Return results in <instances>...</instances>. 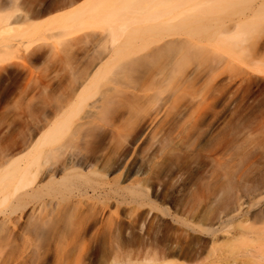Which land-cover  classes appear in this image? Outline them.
I'll use <instances>...</instances> for the list:
<instances>
[{
    "label": "rangeland",
    "instance_id": "rangeland-1",
    "mask_svg": "<svg viewBox=\"0 0 264 264\" xmlns=\"http://www.w3.org/2000/svg\"><path fill=\"white\" fill-rule=\"evenodd\" d=\"M70 1L9 0L8 2V0H2L0 4V10L4 11V13L0 11V16L10 14L15 18L19 14L24 17L26 11L31 14L43 13L56 4L63 8H61L62 11L59 10V13L53 11L39 17H32L34 23L28 21L31 24L27 21H25L26 24L24 21L19 22L20 26L13 24V31L18 29L14 32L16 34H20L27 26L38 27L40 34L35 38L38 41L34 40L36 42L32 41L26 44H29L28 46L22 47V49L25 47L29 49L25 48L22 51L20 48L21 50L18 51L19 48H12L13 50L9 49L8 53L7 50L0 49L5 51L0 52V156L3 159L22 145V140L18 138L24 137V134H28L32 129L37 130V127L45 125L51 119L53 121L54 116L58 118L67 110V104L72 97L70 89L68 90L72 83L71 76L74 75L72 73L76 71L79 74L85 69L87 65L84 60L86 59L84 51L87 48L94 50L95 47L92 46H95L96 42L92 43V40L95 39L94 36L103 32L101 27L78 28L79 31L72 29L62 35L59 30L49 31L53 20L62 12L65 13L87 0H72L71 7L68 5ZM259 2L260 0H256L252 9L257 8ZM7 8L10 9L7 10ZM247 19L255 20L256 18H252L251 11H245L243 15L222 16L219 32L214 38L217 43L207 37L185 35L173 37L186 41V48L179 51L176 56L180 59L186 53V59L182 68L175 69L172 73L170 81H153V74L160 71L154 68L151 73L143 77L135 75V79L130 78L131 82L127 75H120L117 79L119 84L126 85L129 82V85H132L130 83L135 82L132 88L114 84L115 81L108 83V80L114 79L115 65L108 71L106 80L102 81L101 86L115 87L118 91H122L121 95L127 96L126 98L135 96V99L123 100L124 103L122 97L114 99V107L116 106L120 114L116 122L118 136L115 135L113 139L117 145L111 142L114 145L107 146L105 155L111 159L110 163L117 158L118 160L120 158L123 163L121 162L117 171L108 173V179L111 182L101 186L94 185L95 192L87 184L85 196H89L92 202L89 203L88 198L82 201L84 206L88 203L86 205L89 207L92 205L93 209V216L88 218L92 225V231L86 237L88 251H94L99 245L97 241L104 239L105 251L100 259H104L106 263L109 264L113 260L116 253L114 250L119 247L124 262L128 260L135 263L144 262L150 258L155 262L157 260L156 263L170 261L178 264H204L203 257L206 254L201 250H204L208 243L210 245L214 238L218 239L217 244H219L222 240H227L226 236L234 235L239 230L238 226L242 225L244 214L253 212L264 204V193L261 191L250 195L252 198L245 192L243 194L242 189L240 191V187L248 186L264 175V20L257 21L254 29L235 35L239 29L237 26ZM176 21L177 19L174 20ZM14 33L11 35L14 36ZM56 33L60 35L57 37ZM85 34H91L90 40L84 38ZM48 36L54 37H49L50 40H48ZM164 40L149 42L144 48L145 51L160 46ZM84 41H91L92 45L89 42L83 45ZM12 44H15L14 41ZM107 46L113 47L111 44ZM21 51L25 52L27 57ZM68 63L73 64L71 65L73 69L66 67L69 66ZM63 67H66V71L61 73ZM68 68L72 70L71 73L67 71ZM135 85L136 87L139 85L138 90L133 89ZM43 89L46 94L43 93ZM58 93L61 94L58 95ZM159 108L163 110L162 113L164 112L160 126L157 129L142 128L144 119L151 111ZM30 113L32 116L29 115ZM56 113H59L58 116ZM36 117L37 119L34 120ZM188 127L190 128L187 129ZM118 138L120 139L117 140ZM123 140L125 145L122 143ZM210 157L211 160L207 159ZM211 161L216 163L215 166L218 168L214 167ZM94 177L90 176L91 181L93 179L95 181L96 177ZM228 182L232 184V189L235 188L232 192L237 194L233 202L236 206L232 203L223 211L218 204V198L220 200L221 197L219 191H222L219 187ZM217 191L220 193L217 195L218 198ZM239 198L241 205L240 202L237 205ZM211 204L215 206L211 207ZM216 206L218 207L215 209ZM209 207L213 209L208 210ZM206 212H209L207 218L211 221L203 217ZM220 213L221 216H219ZM223 231H228L230 234ZM186 235L197 239L195 250L199 253H196L194 258L199 256L198 260L186 261ZM222 252V250L219 251V253ZM219 253H214L213 258L219 256ZM155 262L149 261L151 264H156Z\"/></svg>",
    "mask_w": 264,
    "mask_h": 264
},
{
    "label": "bare ground",
    "instance_id": "bare-ground-1",
    "mask_svg": "<svg viewBox=\"0 0 264 264\" xmlns=\"http://www.w3.org/2000/svg\"><path fill=\"white\" fill-rule=\"evenodd\" d=\"M71 1L68 4L70 7L72 6ZM255 1L256 0H87L77 7H72L65 13L62 12L56 19L54 17L53 19L55 20L52 19L54 21L52 26L49 21L52 28L48 30H59L61 35L63 33L66 34L67 31L72 29L77 30L78 28L87 29L101 27L103 32L98 36H94V40L91 38L93 41L92 43L95 41L96 45L92 46L95 47L94 50L92 49L91 51L87 48L84 51L86 59L80 56L82 59L86 60L87 66L85 69L83 68L84 70L79 74H77L76 71L72 73L74 75L71 76V87L69 86L70 88H68L72 93V97L69 104H67L68 108L65 106L67 110L64 112H62V110V114L60 113L61 115L59 116V113H56L58 118L54 116L53 121L51 118L45 116L49 120L51 119V121H48V119V122L46 121L47 123L43 121L45 125L41 127H37L39 126L37 125V130L30 129L31 131L28 133V128L25 127L27 128L25 129L27 130L26 133H28L26 134L27 137H25V134L22 138H18L19 136H17L18 140H22V145L20 147L16 146L17 148L15 149L13 148L14 151L9 154L10 156L7 154L8 157L4 159L0 156V264H108L104 259H100V256L105 251L106 241L104 239L97 241L99 245L94 251H88L86 237L92 231L91 221L88 218L91 217V215L93 216V209L91 204L90 207L86 205L88 203L85 204V207L83 200H87L89 197L85 196L87 194L85 193L88 187L87 184L89 188L90 186L93 188L94 185H105L106 182L108 183L110 181L108 179V173L117 171L123 163L120 158L110 163L111 161L109 162V160L111 159H108L105 155L107 146L116 143L113 139L118 131V129L116 131V122L120 114L116 106L114 107V99L122 97V102L124 103L125 100L129 101L132 100V98L135 99V96L131 95V98H126L127 96L124 97L121 95L123 92L118 91L115 87L112 88L107 85L101 86L102 81L106 80L108 71L114 65L116 67V71L113 73L114 79L108 80V83L115 81L114 84H119L120 82L117 79L120 75H127V77H129L128 80H130V78L135 79V75L137 77H143L149 72L151 73L154 68L160 71L153 74V81H168L175 69L182 68L185 62L184 60L186 59V53H184L180 59L176 57L179 51L186 48V41L174 39L173 37L180 35L199 38L207 37L215 41L214 38L219 32L222 16H232L235 14L243 15L245 11H251L252 18L255 17L256 19H247L242 22L240 26H237L239 29L235 35L238 36L240 33L248 32L257 26V21L264 20V0H260L259 4H257V8L252 9ZM0 4H2V0H0ZM58 5L56 4V6L46 9L43 13L31 14L28 11H26V13L23 11V13H25L24 17H21L22 15L20 14L16 15V18L13 17L14 15L10 14L0 16V43L2 45L0 49L7 50V53L9 49L12 51V48H19L18 51H20L27 43L38 41L35 39L37 35L40 34L37 30L38 27H34V25L33 27H31L32 25L30 27L27 26L28 28L26 27L20 34H16L14 32L18 29H14L15 31H13V24L15 23V25L20 26L21 24L19 22L21 21H27L28 24H31V21L34 23L32 17H39L53 11H58L57 13H59L62 7ZM9 9L7 8V10ZM4 10H6V8ZM0 11L4 13L2 9ZM11 18H13L12 21ZM176 19L177 21L174 22ZM12 32L15 34L14 36L11 35L13 34ZM60 34H57V37ZM90 35L91 34H85L84 38L88 40L92 37ZM49 37L51 36H48V40H50ZM121 38L123 39L121 40ZM161 40L164 41L160 46L145 51L146 49L144 48L149 42H159ZM13 41L15 44H12ZM86 42L87 41H84V44H82L85 45ZM92 43L90 44L92 45ZM116 43L117 45H115ZM108 44H111L113 47L109 48L107 46ZM96 46H98V48ZM41 47L42 46H40V48ZM70 47L72 50V45ZM25 48L29 49V47ZM25 48H23L22 51H24ZM0 52L4 53L5 51ZM20 56L22 57V55ZM25 57L27 56L25 55ZM66 59L69 60L68 58ZM63 64L65 65V63ZM75 64L77 63L75 62ZM68 65L69 66L66 67L73 69L71 67L73 64L68 63ZM65 68L63 67L61 71L58 68L57 70L63 73L64 70L66 71ZM70 68H68V72ZM126 82L127 81H125V83ZM133 83L135 84V82ZM133 83L130 84L133 85ZM119 85L122 87L127 85V88L129 86L132 88L129 82L126 85ZM138 87L135 85L133 89L137 88L138 90ZM43 93L46 94V91L44 90ZM59 94L61 93H58V95ZM96 95H98L97 98ZM65 98H67V96ZM65 98L62 97V99ZM62 105L63 104H61V106ZM159 106H157V108ZM63 108L64 107H62V109ZM162 111L161 108L155 109L153 112L151 111L144 119L145 122L143 121L142 128L148 127L149 129H157L164 116V112L162 113ZM29 115H31V113ZM35 119H37V117L34 118V120ZM36 122H38V120ZM189 128L190 127L187 129ZM22 131L24 132V130ZM187 131L188 130H186V132ZM125 138L127 137L125 136ZM119 139L120 138L117 140ZM124 140L122 142L123 144ZM126 142L128 141L126 140ZM122 143L121 145L123 146ZM116 145L117 144H115V146ZM132 145L133 144H131V146ZM133 148L135 147L133 146ZM3 152L6 153L5 151ZM254 152L256 151L254 150ZM213 155H215V152H213ZM207 159L211 160V157ZM215 164L216 163L212 165L217 167ZM127 168L130 167L127 166ZM91 175L95 176L97 179L94 177L95 181L94 179L91 181ZM117 184H119V182ZM219 188H221L220 190L222 191H219L221 192L220 200L218 198L219 196H217L220 193L217 191L218 194H216L219 201L218 204L221 205L218 206L222 207L221 210L224 211L235 201L234 197L237 194L232 192L235 188L233 187L232 189V184L229 182ZM93 189L95 192V188ZM102 190L104 191L105 189L103 188ZM240 191L243 192V194L245 192L249 197L260 191L264 193V175L262 178H259L258 181L248 184V186L245 185L242 188L240 187ZM233 194L235 195L232 196ZM238 195L240 196L239 193ZM105 200H107V198ZM237 200V205L239 202L241 205V201H239L240 198ZM90 202L92 201L89 200V203ZM213 202L214 200H212V203ZM233 204L235 205L236 203ZM214 206L212 205L211 207ZM218 206H216L215 209ZM211 207H209L208 210H210ZM209 212L203 214V217L207 220L209 219L207 218ZM219 216H221V213ZM203 221L205 220L203 219ZM203 221H201V223H204ZM207 224L209 223L207 222ZM241 224L242 225L239 226L237 225L239 230L235 232L234 235L226 236L228 237L227 240H222L219 244H217L218 239L216 240L212 237L214 239L211 240L210 245L208 243L206 248L201 250V252L206 254L205 257H203L204 264H264V204L256 208L253 212H246ZM210 225L213 226V224ZM223 232L228 235L230 234L228 231ZM196 244L197 239L186 235V261H191L193 259L198 260L200 258L199 256H195L194 258V255L199 253L195 250ZM221 250L223 252L219 253ZM114 251H116L115 257L112 258L113 260L109 264H151L149 261L152 263L155 262L154 259L150 258L144 260V262L135 263V261L131 262L129 260L124 262L119 247ZM214 253H219V256L215 259L213 258ZM156 262L158 261L156 260ZM156 264L178 263L169 261Z\"/></svg>",
    "mask_w": 264,
    "mask_h": 264
}]
</instances>
